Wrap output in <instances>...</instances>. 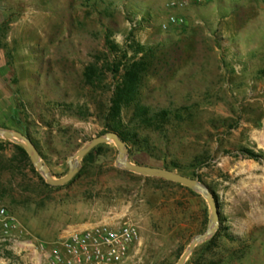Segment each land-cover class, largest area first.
<instances>
[{
    "label": "rangeland",
    "instance_id": "374dc122",
    "mask_svg": "<svg viewBox=\"0 0 264 264\" xmlns=\"http://www.w3.org/2000/svg\"><path fill=\"white\" fill-rule=\"evenodd\" d=\"M170 13L185 24L163 30ZM106 35L124 50L134 41L160 48L146 102L156 111L186 109L164 132L140 131L139 144L127 146L129 160L176 162L175 171L196 175L215 194L220 230L233 237L197 246L186 264H264V0L184 10L166 0H0V127L30 136L55 178L107 133L114 80L102 70L119 58L108 54ZM89 65L101 83L87 85ZM14 145L0 137V264H36L34 256L45 264L39 244L49 250L67 227L108 218L140 232L122 264H176L208 227L200 194L117 167L114 143L96 148L60 187L31 162L32 171ZM4 221L15 226L8 233Z\"/></svg>",
    "mask_w": 264,
    "mask_h": 264
},
{
    "label": "trees",
    "instance_id": "16d2710c",
    "mask_svg": "<svg viewBox=\"0 0 264 264\" xmlns=\"http://www.w3.org/2000/svg\"><path fill=\"white\" fill-rule=\"evenodd\" d=\"M105 43L108 54L116 59L119 58V61L106 63L102 70V74L103 72L104 74L111 73L114 80L105 115L107 133L115 131L127 146L130 144L136 145L139 144L140 131L164 132L167 125L174 120L184 119L185 107L176 110L161 109L156 111L146 102L145 82L160 58V48L146 46L134 41L129 50H124L116 45L109 35H106ZM99 71L96 65H89L85 69L84 80L87 85L94 86L101 83L102 79ZM28 137L30 138V136ZM14 148L22 156V159L28 163L32 171H35L26 151L19 145H14ZM93 151L84 158V161L92 155ZM243 152L252 158H258L248 149ZM208 153L206 151L201 160L208 158ZM180 166L176 162L166 163L163 168L174 170L175 168H181ZM196 177V175L193 176V178ZM223 237L233 240L232 236H224L222 230L219 229L204 244L209 248L211 245H216V242Z\"/></svg>",
    "mask_w": 264,
    "mask_h": 264
},
{
    "label": "built area",
    "instance_id": "2783aa9c",
    "mask_svg": "<svg viewBox=\"0 0 264 264\" xmlns=\"http://www.w3.org/2000/svg\"><path fill=\"white\" fill-rule=\"evenodd\" d=\"M166 1L169 9L184 10L192 3L214 0ZM183 24V16L170 13L162 29L168 30ZM2 225L5 233L15 227L6 221ZM139 238L140 232L134 223L108 218L99 223L67 227L49 250L44 244H39L37 249L43 253L45 264H122Z\"/></svg>",
    "mask_w": 264,
    "mask_h": 264
},
{
    "label": "water",
    "instance_id": "95a60500",
    "mask_svg": "<svg viewBox=\"0 0 264 264\" xmlns=\"http://www.w3.org/2000/svg\"><path fill=\"white\" fill-rule=\"evenodd\" d=\"M0 137L9 140L16 145L21 146L29 156L34 168L42 175L46 183L52 187H60L70 183L77 175L80 163L84 158L99 146L114 143L118 149L116 166L131 173L144 177L162 179L168 182L176 183L191 191L200 194L207 202L210 208L209 224L205 232L193 237L185 252L181 255L176 264H186L197 246L210 240L221 225V212L212 189L203 181L191 178L175 170L163 167L136 164L128 158V147L115 131H110L103 136L92 139L89 143L79 149L74 155L67 160L68 173L63 178H55L49 167L43 162L35 143L27 135L17 130H11L0 127Z\"/></svg>",
    "mask_w": 264,
    "mask_h": 264
},
{
    "label": "crops",
    "instance_id": "0c3cea01",
    "mask_svg": "<svg viewBox=\"0 0 264 264\" xmlns=\"http://www.w3.org/2000/svg\"><path fill=\"white\" fill-rule=\"evenodd\" d=\"M34 255V254H33ZM35 259H37V263L36 264H40L39 261H38V258L36 256H34Z\"/></svg>",
    "mask_w": 264,
    "mask_h": 264
}]
</instances>
